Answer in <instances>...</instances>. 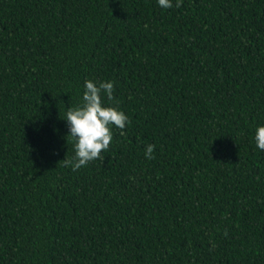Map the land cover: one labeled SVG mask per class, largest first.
<instances>
[{
    "label": "trees",
    "instance_id": "16d2710c",
    "mask_svg": "<svg viewBox=\"0 0 264 264\" xmlns=\"http://www.w3.org/2000/svg\"><path fill=\"white\" fill-rule=\"evenodd\" d=\"M175 2L0 0V264H264V0ZM85 80L129 123L73 171Z\"/></svg>",
    "mask_w": 264,
    "mask_h": 264
},
{
    "label": "clouds",
    "instance_id": "9594fccd",
    "mask_svg": "<svg viewBox=\"0 0 264 264\" xmlns=\"http://www.w3.org/2000/svg\"><path fill=\"white\" fill-rule=\"evenodd\" d=\"M158 5L163 9L173 7L172 0H158ZM181 6L182 0H176L175 7ZM84 87L82 104L77 107H68L66 118L63 119L68 125L67 137L73 138L76 143L75 157L71 160L64 159L60 163L65 167L71 166L73 171L87 166L93 160L101 159L100 154L109 148L113 139L110 126L114 125L120 129V135L124 136L123 129L129 123L128 117L118 107L104 106L105 97L109 102L114 100L113 81L97 84L91 80H85ZM254 139L256 147L264 151V126L256 128ZM154 149V144L146 145V159H154Z\"/></svg>",
    "mask_w": 264,
    "mask_h": 264
}]
</instances>
